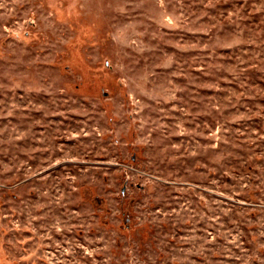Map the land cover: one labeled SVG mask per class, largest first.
I'll return each mask as SVG.
<instances>
[{"label":"rangeland","instance_id":"374dc122","mask_svg":"<svg viewBox=\"0 0 264 264\" xmlns=\"http://www.w3.org/2000/svg\"><path fill=\"white\" fill-rule=\"evenodd\" d=\"M0 264H264V0H0Z\"/></svg>","mask_w":264,"mask_h":264}]
</instances>
